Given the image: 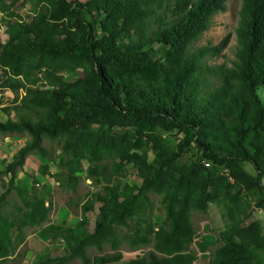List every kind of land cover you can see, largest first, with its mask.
Here are the masks:
<instances>
[{"label":"trees","instance_id":"1","mask_svg":"<svg viewBox=\"0 0 264 264\" xmlns=\"http://www.w3.org/2000/svg\"><path fill=\"white\" fill-rule=\"evenodd\" d=\"M227 1L0 0V12L18 3L32 8L26 20L8 22L0 40V95L10 90L24 111L0 121V134L28 135L0 171L7 178L0 264L17 254L27 229L48 221L50 194L34 196L14 181L27 153L48 155L44 140L58 145L57 170L41 164L39 171L73 190L85 160V176L101 186L88 194L100 205L89 233L46 226L63 247L32 264H118L122 243L149 247L125 264H195L190 211H206L210 202L222 205L226 223L207 264H264L261 224L247 218L240 199L256 190L264 210V101L257 93L264 87V0H240L229 64L208 62L228 36L195 45ZM75 69L81 75L66 79ZM0 109H9L1 97ZM169 131L182 134L171 148L162 134ZM131 175L137 180L127 182ZM149 192L159 196L158 222ZM80 208L86 226L92 207ZM105 245L109 254L100 253ZM90 248L98 253L90 256Z\"/></svg>","mask_w":264,"mask_h":264},{"label":"rangeland","instance_id":"2","mask_svg":"<svg viewBox=\"0 0 264 264\" xmlns=\"http://www.w3.org/2000/svg\"><path fill=\"white\" fill-rule=\"evenodd\" d=\"M227 4L228 7L226 11L217 12L216 14H214L212 25L202 33L199 40L195 43V45H202L206 43L214 45L220 43L226 36H228L227 42L224 48L221 50L220 55L214 58H208V62L211 63H220L221 61L225 60L229 64L230 60L234 58V50L236 45L235 27L238 24V9L240 0H228ZM31 9L32 8H30V5H21L18 3L12 7H9L7 10L0 12V40L5 39L4 26L10 21L14 22L16 20H26L32 13ZM84 16L87 19H90L86 12L84 13ZM81 73L82 72L80 69L66 70L64 72V76L66 79H72L74 77L80 76ZM4 91L0 95L2 102L9 106V110L12 115H18L20 109L18 110L17 107L19 106L15 107V105H11L13 103L11 101L12 99L8 94L4 93ZM257 93L261 100L264 101V87H258ZM162 134L164 136L165 143L170 148L174 147L175 143L178 139L181 138L182 135L177 131H169L165 133L162 132ZM44 145L49 147V150L52 152L51 155L54 156L55 150L58 148V145L55 143L49 144L47 140H44ZM187 155L192 157L193 151L188 150ZM85 167L86 162L85 160H83V166L79 170V179L75 183V188L73 190L68 187L61 188L59 184L56 185V191L60 194H65L66 203L69 204V208L72 214L76 215L79 223V218L81 216V205L86 204L92 207L90 216L93 219L95 218L98 212V207L100 205V203L93 200L92 195H89L88 193L92 191H100L101 186L95 184L91 181V179L85 176ZM245 168L250 172H254L249 164H245ZM61 179L62 181H65V178L63 176L61 177ZM107 180L108 177L103 175L102 183H105ZM134 180L137 179L133 175L126 178L127 182H133ZM261 182L262 184H264V177L261 179ZM149 196L154 203L153 216L158 222V220L162 217V208L159 203V196L158 194L153 192H149ZM240 196V199L242 200L244 207L246 208L247 218L249 220H259L262 231L264 233V210L256 206V201L259 197L257 191H243ZM10 197H13V194H11V196H9L8 198ZM92 221L93 220L91 219V222H88L86 226L87 229L91 228ZM190 222L195 231V235L192 243L189 245V250L194 251L197 254L195 264H207L208 260L212 257L214 250L222 244V241L219 238V232L224 229L226 223V218L223 215V207L221 204L210 202L206 211L192 209L190 211ZM36 228L38 227H33V229ZM27 233L29 232L27 231ZM62 242L64 244V241ZM60 249L61 248L53 249L51 250V252H57ZM120 250L122 252V259L118 264H125L130 258H133L137 255L146 254V252L149 250V247L142 246L132 250L125 243H122L120 246ZM24 252L25 249L24 247H22L20 251L17 252L16 257L12 259L8 258L7 261L2 264L23 263L24 261H26ZM110 252V247L108 245H105L103 251L100 253L109 254ZM95 253L98 252L94 248H90L88 250V254L90 256ZM37 258L38 257L35 256L34 258L28 260V263H30L31 261L33 262ZM258 259L260 260V262L264 263V253L258 256ZM68 264H80V262L78 259H75Z\"/></svg>","mask_w":264,"mask_h":264},{"label":"crops","instance_id":"3","mask_svg":"<svg viewBox=\"0 0 264 264\" xmlns=\"http://www.w3.org/2000/svg\"><path fill=\"white\" fill-rule=\"evenodd\" d=\"M4 93L8 94L11 99L13 98V93L10 90H5ZM11 105H15V107L18 106L17 103H12ZM17 108L18 110L20 109L18 115H12L9 110L10 108L7 113L0 109V121L4 122L7 119L17 120L19 116L24 114V111L21 108ZM27 139L28 135L24 132L9 133L5 135L0 134V171L4 169L6 163L12 160L16 151ZM57 151L58 149L55 150L54 156L51 155L52 152L50 150H48L47 156H42L36 152H29L25 155L22 167L16 170L14 181L17 186L30 191L34 196H37L39 192H47L50 194V200L52 203L48 221L36 229H33V227L27 229L29 233L26 234L25 240L18 247V251L24 247L26 261L19 264H32V261L28 263V260L35 256L39 258L53 249H62V237L56 234L55 229L48 231L45 230L46 226L54 225L55 227H69L75 233L91 232V228L87 229V225H80L76 215L72 214L69 204L66 203L65 194H60L56 191V185H58V182L48 174H43L39 171V166L41 164H47L49 166L48 169L51 172L57 170L56 165L53 163ZM32 177L36 180L35 183L32 182ZM6 182V176L2 175L0 177V193L4 189ZM90 214L91 210L85 213L88 222H91V219L93 220ZM16 256L17 254H14L9 258L12 259Z\"/></svg>","mask_w":264,"mask_h":264},{"label":"built area","instance_id":"4","mask_svg":"<svg viewBox=\"0 0 264 264\" xmlns=\"http://www.w3.org/2000/svg\"><path fill=\"white\" fill-rule=\"evenodd\" d=\"M205 165L208 166L209 165V162H206Z\"/></svg>","mask_w":264,"mask_h":264}]
</instances>
